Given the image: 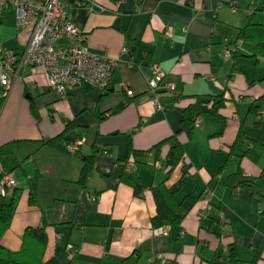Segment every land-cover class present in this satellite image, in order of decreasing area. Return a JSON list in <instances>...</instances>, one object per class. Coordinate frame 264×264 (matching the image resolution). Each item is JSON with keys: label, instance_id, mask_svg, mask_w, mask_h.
<instances>
[{"label": "crops", "instance_id": "1", "mask_svg": "<svg viewBox=\"0 0 264 264\" xmlns=\"http://www.w3.org/2000/svg\"><path fill=\"white\" fill-rule=\"evenodd\" d=\"M95 1L103 11L74 8L73 22L90 51L121 57L106 88L81 85L60 98L44 67H21L19 59L15 65L0 110V146L13 143L21 165L1 243L16 251L27 227L44 226L41 264H264V51L253 41L225 56L243 28L264 25V0L253 13L252 0H237L236 11L228 0ZM16 20L14 6L4 10L0 45L19 58L32 29H17ZM57 44L73 40L61 37ZM152 63L167 73L162 109L152 102ZM198 96H224L225 105L180 133L183 106ZM173 136L186 164L169 172L171 142L159 158L153 148ZM89 156L94 165L82 184ZM155 188L182 215L167 236L152 222Z\"/></svg>", "mask_w": 264, "mask_h": 264}, {"label": "built area", "instance_id": "2", "mask_svg": "<svg viewBox=\"0 0 264 264\" xmlns=\"http://www.w3.org/2000/svg\"><path fill=\"white\" fill-rule=\"evenodd\" d=\"M233 11L238 9L237 0H228ZM257 0H252L249 13L255 11ZM14 6L17 11L16 27L24 29L31 27L32 33L24 53L18 58L13 50L0 45V84L1 99L9 95L14 79L15 65L19 59L21 67L41 66L48 73L49 86L60 98H66L74 87L86 85L90 87L106 88L116 68L120 65L121 57H112L108 54H98L89 50L86 42L87 35L73 22L74 8L86 6L92 12L104 10V7L95 0H74L72 4L62 0H0V20L5 9ZM164 34L172 37L173 27L168 25ZM61 37L73 40L72 45L59 46L57 41ZM241 48V41L229 45L225 49V56L231 57ZM126 52V50H124ZM152 102L157 109H162L159 103L160 83L167 73L160 63L151 64ZM172 89L173 85H167ZM201 117H197L195 127H200ZM80 140L69 145L71 151L78 150ZM134 165V162H133ZM154 165L159 166L156 161ZM135 166V165H134ZM127 165L124 164V168ZM17 186L14 172L3 173L0 176V193L10 196ZM212 193L208 192L210 196ZM209 208V207H208ZM209 209L203 211L201 216L207 215ZM222 216L223 214L220 213ZM158 235H169L170 227L162 225L155 228ZM75 253L72 252L71 256Z\"/></svg>", "mask_w": 264, "mask_h": 264}, {"label": "trees", "instance_id": "3", "mask_svg": "<svg viewBox=\"0 0 264 264\" xmlns=\"http://www.w3.org/2000/svg\"><path fill=\"white\" fill-rule=\"evenodd\" d=\"M237 41H241V47L243 45L248 46L255 41L257 44L256 47L264 51V25L249 24L242 29L240 38ZM3 100L0 98V110ZM225 101L226 98L224 96L191 97L190 102L183 106L179 132L190 133L195 126L197 117H203L208 114H220L219 111L225 105ZM164 142H171L170 150L166 158L169 172H172L179 164L185 165L186 156L184 148L176 136L160 141L154 146L153 150L155 151L156 158H159L160 149ZM144 154V152H136L135 156H143ZM0 162L2 165L0 176L3 173L14 172L21 165L14 154L13 143H6L0 146ZM93 165L94 157L89 156L82 167L79 179L80 183H86L92 172ZM181 184L180 182L172 187L171 193L173 195L180 190ZM134 188L136 195L139 196L142 194L143 189L138 183L135 184ZM9 197L3 196L0 193V264H41L48 246V234L44 226L27 227L23 234L21 247L16 251L6 248L1 243V238L10 227L14 215V199ZM154 197L157 204V214L152 219L153 225L159 227L162 225L172 226L179 223L182 215L166 203L163 194L157 188L154 189Z\"/></svg>", "mask_w": 264, "mask_h": 264}]
</instances>
